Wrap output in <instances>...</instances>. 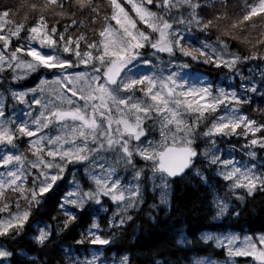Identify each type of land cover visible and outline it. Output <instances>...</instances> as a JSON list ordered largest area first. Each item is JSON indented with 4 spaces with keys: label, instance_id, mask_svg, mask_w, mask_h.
<instances>
[{
    "label": "snow or ice",
    "instance_id": "snow-or-ice-1",
    "mask_svg": "<svg viewBox=\"0 0 264 264\" xmlns=\"http://www.w3.org/2000/svg\"><path fill=\"white\" fill-rule=\"evenodd\" d=\"M141 256L264 264V0L3 5L0 264Z\"/></svg>",
    "mask_w": 264,
    "mask_h": 264
},
{
    "label": "trees",
    "instance_id": "trees-1",
    "mask_svg": "<svg viewBox=\"0 0 264 264\" xmlns=\"http://www.w3.org/2000/svg\"><path fill=\"white\" fill-rule=\"evenodd\" d=\"M17 0H0V7L5 4H14ZM18 18V17H17ZM179 192V189H178ZM187 199H192L195 197H199L201 200L203 199L202 193H196L193 190H187ZM187 199L181 198L180 203L184 205L187 203ZM183 211V208H181ZM206 212L201 211L194 213L192 215H187L184 218V222L186 225L193 231L197 229H206L209 226V222L205 218ZM251 225L252 227L259 228L261 226V218L259 216L254 217L251 221H248L244 224V227L247 228ZM224 227H227V223H225ZM171 223H162L159 227L153 228L147 224L143 225V231L138 233L139 239L135 236L131 237L130 242H134L138 247L144 249H151L154 247H161L165 252H172L173 249L168 247L169 244V233H170ZM50 262L54 260V253L49 252L46 257ZM145 257H140L141 264H144Z\"/></svg>",
    "mask_w": 264,
    "mask_h": 264
}]
</instances>
